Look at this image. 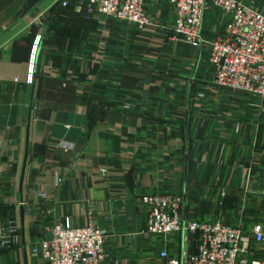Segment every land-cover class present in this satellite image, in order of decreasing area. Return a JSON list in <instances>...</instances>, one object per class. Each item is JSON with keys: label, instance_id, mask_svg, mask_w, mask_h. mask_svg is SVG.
<instances>
[{"label": "crops", "instance_id": "obj_1", "mask_svg": "<svg viewBox=\"0 0 264 264\" xmlns=\"http://www.w3.org/2000/svg\"><path fill=\"white\" fill-rule=\"evenodd\" d=\"M61 2L0 0V264H45L35 247L66 216L108 229L105 264H163L186 242L145 230L147 193L264 226V96L217 83L210 59L230 14L211 5L195 46L172 0H146L143 28Z\"/></svg>", "mask_w": 264, "mask_h": 264}, {"label": "built area", "instance_id": "obj_2", "mask_svg": "<svg viewBox=\"0 0 264 264\" xmlns=\"http://www.w3.org/2000/svg\"><path fill=\"white\" fill-rule=\"evenodd\" d=\"M176 17L174 36L198 46L203 41V23L211 5L230 14L224 31L211 40L210 59L216 64L219 84L264 96V11L245 0H172ZM69 0H62L67 5ZM86 14L98 11L134 23L149 21L146 0H86ZM31 52L33 78L37 44ZM106 168H103L105 171ZM145 230L149 233L180 232L186 245L176 253L162 249L163 264H264V226L256 223L252 234L223 220L186 218L178 193H147ZM5 226L0 222V236ZM108 229L94 222L74 224L70 217L55 221L48 237L35 250L45 264H105ZM259 244V246H257Z\"/></svg>", "mask_w": 264, "mask_h": 264}]
</instances>
